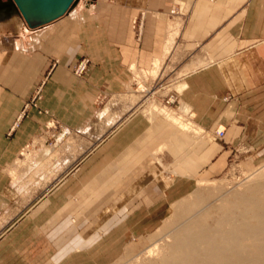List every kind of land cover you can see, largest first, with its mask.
I'll return each mask as SVG.
<instances>
[{
    "label": "crops",
    "instance_id": "crops-1",
    "mask_svg": "<svg viewBox=\"0 0 264 264\" xmlns=\"http://www.w3.org/2000/svg\"><path fill=\"white\" fill-rule=\"evenodd\" d=\"M81 56L91 61L85 79L71 72ZM137 74L148 86L185 85L179 98L200 136L132 113L66 166L63 155L95 125L98 97L126 93ZM39 86L41 98L26 108ZM52 137L58 147L46 161ZM235 154L247 167L264 160V0H77L37 27L15 8H0V264H30L31 249L40 264L46 241L24 239L27 231L51 234L55 264H112L126 230L138 238L155 232L164 213L153 208L158 201L187 198L190 182L221 176ZM163 161L173 168L169 177ZM63 163L68 171L53 178L63 182L37 195L47 170ZM85 208L89 224L75 219ZM94 218L102 220L97 227ZM85 224L92 235L84 246L73 234L62 240L63 227ZM93 232L112 235L104 249H94Z\"/></svg>",
    "mask_w": 264,
    "mask_h": 264
},
{
    "label": "rangeland",
    "instance_id": "rangeland-1",
    "mask_svg": "<svg viewBox=\"0 0 264 264\" xmlns=\"http://www.w3.org/2000/svg\"><path fill=\"white\" fill-rule=\"evenodd\" d=\"M82 59H88L86 56H81L76 63L71 67L72 74L80 79H85L87 75L84 77H78L75 74V67L76 65L82 60ZM91 62V61H90ZM175 62V61H174ZM59 63V60H56L52 67L56 66ZM91 65V63H90ZM90 68V66H89ZM89 73V72H88ZM151 74V73H150ZM155 74V73H152ZM138 77L135 78V81L128 89L126 93H123L121 95H111V96H105L100 95L97 99V117L95 119V125H93L91 131L87 135H81L77 138L74 146L72 149L75 151L71 152V155H69V152H67V155H63L66 158L65 160H62L63 162H67L66 166L69 164H73L76 162H79L85 155H87L92 149L97 147V145L105 139L111 132H113L126 118H128L132 113H141L142 115L146 116L147 118L152 119L153 116L151 114H154V117L156 115V118H163L167 120L169 123H171L170 120H168L167 116L162 113L161 110H165L168 113L174 114V116L182 117L185 121H189V116H186L182 113L183 108V102L179 98V93L176 90V87H166V82L156 80L153 84L148 86L142 80L140 79V75L137 74ZM175 77L178 75L177 73H174ZM164 80V78L162 79ZM136 83V84H135ZM37 101V100H36ZM31 103V102H30ZM36 103V102H35ZM158 107L157 109H155ZM105 109L107 111H105ZM153 113H152V112ZM159 111V112H158ZM151 112V114H150ZM46 113H48L46 111ZM105 113V114H104ZM99 114V119L98 118ZM162 114V115H161ZM191 121V120H190ZM193 122V121H191ZM172 124V123H171ZM194 124V122L192 123ZM58 125H56L57 127ZM194 126V125H193ZM55 124L54 122H51L47 128H54ZM174 127V126H173ZM177 127V126H176ZM183 134H186L187 132L180 131ZM178 132V133H180ZM191 133V132H190ZM225 134V132H224ZM200 136V133H199ZM217 136V135H216ZM218 137V136H217ZM59 140H63L62 135L58 137ZM218 138L223 139L224 135ZM65 139V138H64ZM55 138H50L47 141V146L52 148L53 150L57 148V143L55 142ZM64 143V142H63ZM56 145V147H55ZM53 154L48 155L44 160H48L50 157L52 158ZM69 161L71 163H69ZM43 164V163H42ZM164 165V170L161 168L163 174L167 176V173H169V176H171L170 171L173 169L170 167V165L166 164L164 161L162 162ZM64 165L62 164L61 169H56L52 171L47 170L49 172V179L48 183L46 184H39L37 187H35V191L37 195H42L43 193H46L50 191L52 188L57 187V185H60L59 183L62 181H59L55 184V181H53L55 178H59V174L63 175L65 171H68ZM32 170V169H29ZM46 172V173H47ZM165 176V178H166ZM167 176V177H169ZM64 179V178H63ZM169 181V180H168ZM257 182H264V160H261L257 162V164L253 167H247L246 164L243 163V159L237 154L233 155L231 160L229 161L228 167L225 170V172L212 180L200 182L199 184H195L194 182L189 183V188L193 191L192 194L187 196L186 201H192L194 197L196 196V193L198 195H201L203 193V197L206 199L201 208L206 209L207 211H211L212 209V217L210 220L215 216V209L218 208L224 201H227L231 196L237 193H242L246 191L249 187L256 184ZM50 182V183H49ZM63 182V181H62ZM61 182V183H62ZM254 183V184H253ZM252 184V185H251ZM251 185V186H250ZM205 188V189H203ZM201 191L202 193H200ZM211 192V193H210ZM41 199V198H40ZM208 200V201H207ZM157 202V201H156ZM155 201L152 203H156ZM177 202H168V200H160L157 202L156 206L153 208H157L158 213L164 212L163 216L159 217L158 219V227L155 232H153L150 235H145V237L138 238L137 234L134 236L132 233H127L128 230H126V239L123 241V245H125V249L123 250L122 256L114 263L112 264H152L153 261H157L159 252L155 253H149L152 249H159V251L165 247L170 241V236H166L167 233H164L163 235L156 237L158 234H160L161 229L163 228L164 224L167 221L173 222L175 218L171 214V210H169L170 205L173 203L175 205ZM105 204V201H99L97 204ZM172 205V206H173ZM35 205H32L33 208ZM171 206V208H172ZM163 207V209H161ZM31 209V208H30ZM144 207L142 210H139L140 212L144 211ZM105 209L103 208V211ZM162 210V211H161ZM137 211V212H139ZM91 214V211H88L87 208L78 211L77 217L75 219L77 221H83L86 224H89L92 219L91 216L88 214ZM101 212V210H100ZM216 214V213H215ZM95 221L98 218H94ZM143 219V218H142ZM100 218L97 220V222H94V227H97V225L100 224ZM102 221V220H101ZM175 224L178 222L175 221ZM83 225L82 227L78 228L76 230L75 228H70L69 226L63 227V232H61L62 240H65L66 237H69L71 234L77 236V239L80 241L78 242V247L81 245H85L84 240L87 236L92 235L88 234L86 229L87 226ZM75 226V225H74ZM37 234L32 233L30 231H27L23 234L24 239H29L31 241H37L38 239H44L46 241L45 249L40 248L38 252L40 255L42 253L44 254V257L40 259V264H55L53 259V253L56 251L53 248V243H51V234L46 233L43 234V237L37 238ZM94 238L97 240L94 242V249L96 250H102L107 246V240L110 235H102L100 233L95 234L93 232ZM60 236V234H59ZM155 240V241H154ZM157 240V241H156ZM153 241V242H152ZM157 243L155 246L154 244ZM153 246V248H152ZM37 247V246H36ZM77 247V248H78ZM151 247V248H150ZM30 254V264H35V258H33L34 254L37 252L36 249H31ZM75 252V251H73ZM82 252L79 249V252L76 254L81 255ZM34 260V261H33ZM57 261V260H56ZM61 264H69L68 258L62 261Z\"/></svg>",
    "mask_w": 264,
    "mask_h": 264
},
{
    "label": "bare ground",
    "instance_id": "bare-ground-1",
    "mask_svg": "<svg viewBox=\"0 0 264 264\" xmlns=\"http://www.w3.org/2000/svg\"><path fill=\"white\" fill-rule=\"evenodd\" d=\"M184 87L179 84L177 92ZM158 109L178 129L199 134V129L190 120ZM189 110L183 105L184 115L187 116ZM151 116L156 118L154 114ZM43 150L44 158L52 152L49 146ZM158 162L161 165L159 159ZM205 200L203 193H196L192 201L183 199L172 206L171 214L175 220L167 221L156 236L167 233L171 241L160 251L154 248L149 252H159L157 261L152 264H264V182L256 181L246 191L224 201L215 209L216 214L211 220L212 209L201 208Z\"/></svg>",
    "mask_w": 264,
    "mask_h": 264
},
{
    "label": "water",
    "instance_id": "water-1",
    "mask_svg": "<svg viewBox=\"0 0 264 264\" xmlns=\"http://www.w3.org/2000/svg\"><path fill=\"white\" fill-rule=\"evenodd\" d=\"M77 0H0V8H15L31 27L49 24L68 13Z\"/></svg>",
    "mask_w": 264,
    "mask_h": 264
},
{
    "label": "built area",
    "instance_id": "built-area-1",
    "mask_svg": "<svg viewBox=\"0 0 264 264\" xmlns=\"http://www.w3.org/2000/svg\"><path fill=\"white\" fill-rule=\"evenodd\" d=\"M142 21H143V14L140 15L139 18H136L135 20V29L137 30V36L139 37L141 35V28H142ZM90 60L89 59H82L75 67V74L78 77H84L85 75L88 74L89 72V66H90ZM41 89L42 86H39L35 92V95L33 97V99L31 100L32 105H35L36 100L41 98ZM31 103H27L26 104V108L31 104ZM216 134L217 136H223L224 135V131L223 130H216Z\"/></svg>",
    "mask_w": 264,
    "mask_h": 264
}]
</instances>
